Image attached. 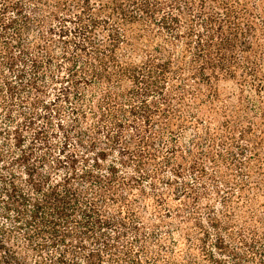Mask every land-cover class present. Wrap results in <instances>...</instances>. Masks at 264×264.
<instances>
[{
    "label": "trees",
    "instance_id": "trees-1",
    "mask_svg": "<svg viewBox=\"0 0 264 264\" xmlns=\"http://www.w3.org/2000/svg\"><path fill=\"white\" fill-rule=\"evenodd\" d=\"M0 264H264V0H0Z\"/></svg>",
    "mask_w": 264,
    "mask_h": 264
}]
</instances>
